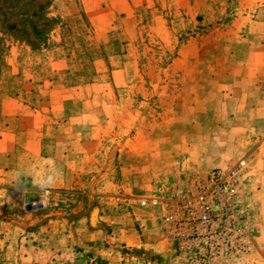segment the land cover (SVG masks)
I'll list each match as a JSON object with an SVG mask.
<instances>
[{
	"label": "rangeland",
	"instance_id": "rangeland-1",
	"mask_svg": "<svg viewBox=\"0 0 264 264\" xmlns=\"http://www.w3.org/2000/svg\"><path fill=\"white\" fill-rule=\"evenodd\" d=\"M3 114L70 131L88 192L140 204L247 159L249 230L208 264H264V0H0ZM50 190L42 212L0 214V264H58L33 222L61 204Z\"/></svg>",
	"mask_w": 264,
	"mask_h": 264
},
{
	"label": "crops",
	"instance_id": "crops-1",
	"mask_svg": "<svg viewBox=\"0 0 264 264\" xmlns=\"http://www.w3.org/2000/svg\"><path fill=\"white\" fill-rule=\"evenodd\" d=\"M5 117H0V214L17 215L23 203L52 189L61 204L33 222L41 229L40 244L57 252L58 264H184L165 239L158 208L143 207L135 195L88 192L89 173L79 166L87 154L76 148L70 131L28 125L26 117L16 126ZM74 188L89 198L63 209L62 193Z\"/></svg>",
	"mask_w": 264,
	"mask_h": 264
},
{
	"label": "built area",
	"instance_id": "built-area-1",
	"mask_svg": "<svg viewBox=\"0 0 264 264\" xmlns=\"http://www.w3.org/2000/svg\"><path fill=\"white\" fill-rule=\"evenodd\" d=\"M180 175L162 196L141 197L140 201L143 206L163 208L164 236L176 252L185 253L190 264H208L233 247L239 230H249L242 224L247 217L243 205L249 163L243 158L206 172L184 169ZM51 195L50 189H43L36 199L24 203V211L46 210Z\"/></svg>",
	"mask_w": 264,
	"mask_h": 264
}]
</instances>
